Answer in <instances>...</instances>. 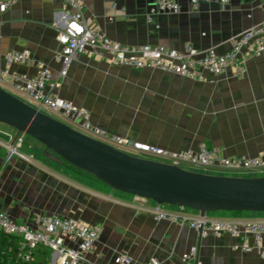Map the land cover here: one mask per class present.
Returning <instances> with one entry per match:
<instances>
[{
	"label": "crops",
	"instance_id": "crops-1",
	"mask_svg": "<svg viewBox=\"0 0 264 264\" xmlns=\"http://www.w3.org/2000/svg\"><path fill=\"white\" fill-rule=\"evenodd\" d=\"M81 1L85 16L98 29L128 46L162 45L183 51L190 44L199 52L213 49L225 54L234 37L264 22L263 0H230L226 6L201 2L197 9L190 0H177L180 14L156 13L152 21L155 0ZM71 15L63 0H20L0 11V72L33 78L39 72L37 63H43L52 73V83H60L48 93L87 111L99 128L130 141L172 152L197 151L206 144L226 157L254 158L264 152V53L242 52L240 60L247 69L243 77L230 67L220 77L199 81L155 68L116 66L105 54L91 51L73 62L62 78L63 67L55 55L59 33ZM25 51L31 52L34 62L6 63L7 53ZM1 86L15 93L9 85ZM83 121L65 122L78 127ZM15 139V130L0 125L1 143ZM19 153L23 157L9 159L0 144V211L30 226L47 215L100 229L97 244L80 264H118L120 253L137 264L155 258L161 264H264V241L258 250L252 235L245 241L231 235L204 236L188 226L157 221L152 201L98 187L83 171L68 174L64 163L47 159L45 147L29 136L22 137ZM164 210L199 215L180 207ZM208 217L264 220L263 213L215 212ZM244 243L252 251H245ZM39 247L36 254L45 248ZM193 247L197 257L185 262L183 256ZM60 257L59 251H49V264H62Z\"/></svg>",
	"mask_w": 264,
	"mask_h": 264
},
{
	"label": "built area",
	"instance_id": "built-area-1",
	"mask_svg": "<svg viewBox=\"0 0 264 264\" xmlns=\"http://www.w3.org/2000/svg\"><path fill=\"white\" fill-rule=\"evenodd\" d=\"M20 0H0V11L6 12L14 3ZM72 9V15L58 36L60 49L55 55L57 62L62 64V78L66 77L70 66L81 56L91 51L100 55H106L112 64L133 69L155 68L160 71L178 75L184 78L205 81L209 77H220L230 67H235L239 77L245 76L247 69L240 60V55L245 49L259 56L264 53V22L256 25L234 37L231 47L225 54H218L210 49L199 52L194 46L187 44L183 51L167 48L162 45L128 46L112 40L101 29H98L91 18L85 16V4L81 0H63ZM264 1V0H263ZM195 9L201 2L216 3L226 6L230 0H190ZM156 8L152 11L149 21L153 20L156 13L180 14L182 7L177 0H155ZM7 64L25 65L34 62L30 51L11 52L5 55ZM38 74L33 78H27L19 74H11L8 70L0 72V86L7 84L17 94L23 96L35 109L52 117L64 121L78 122L84 119L74 129L83 134L114 147L133 157L158 161L177 166L186 170L198 172L201 169L206 174L243 177L244 175H264V152L254 158L251 157H226L218 150L200 145L197 151L188 150L182 152L168 151L147 143L130 141L120 136L111 134L94 125L89 119V113L75 106L57 95L48 93V88H58L60 83H52V73L43 63H37ZM2 87V86H1ZM9 155L21 156L19 147L21 139L14 143H1ZM1 193V190H0ZM166 206H158L151 210L157 221H169L182 226H188L193 230L203 229L204 236L231 235L245 241L247 235L255 239V248L261 249L264 241V220H214L208 216L189 217L168 213ZM36 226L17 223L8 213L0 211V232L13 235L22 239L19 257L29 262L34 251L43 246L51 251L61 253L62 264H80L87 253L92 251L100 238V229L88 224L59 216H40L35 219ZM245 251H252L247 244H242ZM197 247L183 256L188 262L196 258ZM118 264H137L127 254H118ZM144 264H161L158 259H152Z\"/></svg>",
	"mask_w": 264,
	"mask_h": 264
},
{
	"label": "water",
	"instance_id": "water-1",
	"mask_svg": "<svg viewBox=\"0 0 264 264\" xmlns=\"http://www.w3.org/2000/svg\"><path fill=\"white\" fill-rule=\"evenodd\" d=\"M0 125L45 147V157L66 162L112 190L198 212L263 213L264 177L213 175L141 159L93 139L32 107L0 86ZM203 234V229L199 230Z\"/></svg>",
	"mask_w": 264,
	"mask_h": 264
},
{
	"label": "trees",
	"instance_id": "trees-1",
	"mask_svg": "<svg viewBox=\"0 0 264 264\" xmlns=\"http://www.w3.org/2000/svg\"><path fill=\"white\" fill-rule=\"evenodd\" d=\"M62 163L69 165L70 167H72L77 171H81L66 162H62ZM229 214L239 215V213H229ZM21 245H22V239L15 237L13 235L6 234L4 232H0V264H49L48 253L49 251H51L50 249L44 248V250L40 254L35 253L37 250L36 249L34 251L32 260L29 262H25L19 257Z\"/></svg>",
	"mask_w": 264,
	"mask_h": 264
},
{
	"label": "rangeland",
	"instance_id": "rangeland-1",
	"mask_svg": "<svg viewBox=\"0 0 264 264\" xmlns=\"http://www.w3.org/2000/svg\"><path fill=\"white\" fill-rule=\"evenodd\" d=\"M10 93H12V94L15 95L16 97L20 98L21 100H23V101H25V102H28L23 96H21V95H19V94H17V93H13V92H10ZM55 118H56V117H55ZM56 119H58V120H60V121H62V122H64V123L67 124V122H65L64 120H62V119H60V118H56ZM39 154H40V155H39L40 157H43L42 153H39ZM64 167H66L68 174H69V173H73L74 171L77 172V170L73 169L72 167H70V166L67 165V164H64ZM195 170H197L198 172H208V171H204V170L196 169V168H195ZM84 173H85V172H84ZM212 174H213V173H212ZM86 175H88L87 177H90L91 180H92L95 184H97L98 187H101V188L106 187L102 182H100V181L97 180L96 178L90 176V175L87 174V173H86ZM218 175H223V174H218ZM241 176H244V177H264V175H261V174H251V176L241 174ZM117 193H119V192H117ZM209 215H210V214H209ZM40 248H41V247H38L37 249H40Z\"/></svg>",
	"mask_w": 264,
	"mask_h": 264
}]
</instances>
